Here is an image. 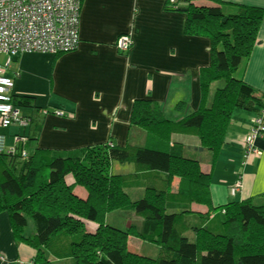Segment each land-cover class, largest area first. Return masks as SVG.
I'll list each match as a JSON object with an SVG mask.
<instances>
[{"label": "trees", "instance_id": "16d2710c", "mask_svg": "<svg viewBox=\"0 0 264 264\" xmlns=\"http://www.w3.org/2000/svg\"><path fill=\"white\" fill-rule=\"evenodd\" d=\"M164 8L185 14L188 36L209 40L211 61L200 71L197 109L175 120L154 101L137 99L131 121L155 146L106 144L62 156L48 148L29 150L23 134L27 140L16 142L14 151L0 153V213H8L16 241L35 250L36 264H264V203L245 199L214 207L211 174L198 159L179 153L174 144L168 147L174 134L195 135L214 160L233 112L260 113L264 98L234 73L254 50L264 8L225 0H164ZM217 81L222 85L210 98ZM32 101L13 97L18 108ZM185 105L179 101L176 108ZM117 165L135 170L116 174ZM137 178L145 193L134 198L129 188ZM210 209L222 211L219 224L209 223ZM117 210L134 211L136 218L118 228L106 221ZM131 238L155 243L158 256L131 250Z\"/></svg>", "mask_w": 264, "mask_h": 264}, {"label": "crops", "instance_id": "0c3cea01", "mask_svg": "<svg viewBox=\"0 0 264 264\" xmlns=\"http://www.w3.org/2000/svg\"><path fill=\"white\" fill-rule=\"evenodd\" d=\"M225 1L264 8V0ZM174 21H179L178 27L172 24ZM185 22V14L166 10L164 0H83L80 44L75 50L59 55L23 52L13 56L6 66L7 74L14 79L13 97L29 96L33 100L31 106L19 107L21 114L30 119L27 126L0 128L6 143L12 135L25 134L27 148L32 151L48 148L56 153L57 147L73 149L56 153L62 156L106 144L155 146L146 130L131 121L136 100L150 99L166 107L164 113L175 120L184 117L200 104V71L211 61L209 40L188 36ZM124 33L130 34L135 43L125 54L116 46L117 38ZM39 60L41 64L36 67ZM239 74L258 95L264 94V18L254 50ZM217 82V86L222 85ZM213 93L211 89L210 98ZM179 101L186 103L180 110L176 108ZM56 109L63 114L56 113ZM257 114L245 109L233 112L225 143L214 160L212 151L202 147L195 135L172 136L174 149L198 159L202 170L211 174L214 207L233 200L264 199V133L255 141L259 153L246 154L243 147ZM134 170L130 165L113 169L116 174ZM239 177L241 190L233 193ZM66 181L71 184L74 178L68 176ZM75 192L87 195L82 187L75 188ZM192 208L208 210L198 204ZM209 212L210 218L214 216L209 223L219 224L222 211ZM34 254L30 246L16 241L8 213H0V264H36ZM57 263L66 264L63 260Z\"/></svg>", "mask_w": 264, "mask_h": 264}, {"label": "built area", "instance_id": "2783aa9c", "mask_svg": "<svg viewBox=\"0 0 264 264\" xmlns=\"http://www.w3.org/2000/svg\"><path fill=\"white\" fill-rule=\"evenodd\" d=\"M83 0H0V55H8L5 64L0 62V128L13 124L27 126L30 119L21 114L13 103V77L7 74L6 66L12 57L23 52L57 54L75 50L80 43V15ZM133 43L130 34H124L119 48L127 51ZM60 110L57 113L63 114ZM264 133V107L251 124L249 134L244 138L246 154L259 153L256 139ZM7 137L0 132V153L14 151L16 142L27 137L15 135L14 145L8 149ZM242 187L240 177L233 185V193Z\"/></svg>", "mask_w": 264, "mask_h": 264}, {"label": "rangeland", "instance_id": "374dc122", "mask_svg": "<svg viewBox=\"0 0 264 264\" xmlns=\"http://www.w3.org/2000/svg\"><path fill=\"white\" fill-rule=\"evenodd\" d=\"M172 24H175V26L178 27L179 26V21H174ZM79 31H80V27H79ZM122 37L123 36H120L119 38H117V41H116V46L117 47L119 46V42H120ZM163 37H165V35H161L160 38H163ZM194 37H196V36H194ZM134 45H135V43L133 41V43L131 44V48H134ZM129 49L127 51H122L121 50V52H124L123 54H125L126 52L128 53V51H130ZM7 57H8V55H6V54L0 55V62L4 64L6 59H7ZM40 64H41V62L39 60V61L35 62L34 65H36V67H39ZM243 64H244V62L240 65L238 71L236 73H234V76H236V77L240 76L239 73H240V70L243 68ZM198 85H200V83ZM217 85H218V82H215L211 89L215 90ZM52 97L55 98V95L52 94ZM56 105H58V104H56ZM162 109L163 110L165 109V111L167 110L166 107H164ZM5 130H7V129H5ZM9 130L11 132H13L14 131V127L9 129ZM139 140L143 142L142 138H140ZM14 142H15V135L14 136L12 135V137L9 138L8 141H7V143H8L7 148L10 149L14 145ZM60 142L62 144H66L68 146H71V144H72L70 141L68 143H64L63 141H60ZM173 144H174V142L171 140L170 145H173ZM54 150H55L56 153H66V152H69L70 150H73V149L72 148H66V147H57V148H54ZM88 150H89V148H86V151H88ZM117 167H119V166L117 165ZM141 176L144 177L143 175H141ZM179 181H180V178L178 176H175L173 178V187H174V189H177L179 187ZM129 191H130V193H132V196L134 198L141 197V194L143 195L145 193V188H144V184L142 182V179L137 178V179L132 180L131 183H130ZM260 201L262 203V202H264V199H261V200H258V201H254V202H260ZM217 211H219V210H217ZM5 213H7V212H5ZM209 214H210V212H208V216H209ZM134 218H136V214H135L134 211H131V210H128V211L127 210L126 211L125 210H117V211H113V212L107 214V217H106L107 220L106 221L109 222L110 224L114 225V226H117L118 228H125L126 227L125 226L126 221L128 219H134ZM221 218L222 219L224 218L223 214H221ZM132 239H134V238L130 239V243L134 246V248H132L129 245L131 250L135 249L136 252L144 254V255H148V256H151V257H157L158 256V253H159L160 250H159V246L156 245L155 243L144 242V241L140 240L139 238L134 239L131 242Z\"/></svg>", "mask_w": 264, "mask_h": 264}, {"label": "bare ground", "instance_id": "6f19581e", "mask_svg": "<svg viewBox=\"0 0 264 264\" xmlns=\"http://www.w3.org/2000/svg\"><path fill=\"white\" fill-rule=\"evenodd\" d=\"M124 34H128V33H124ZM124 34H121L120 36H123ZM120 36H119V37H120ZM119 37H118V38H119ZM132 39H133V38H132ZM130 48H131V47H130ZM118 49L120 50L119 47H118ZM120 51H121V50H120ZM61 53H64V52H59V53H57V54H53V55H59V54H61ZM261 95H262V97L264 98V94H261ZM43 109L45 110V112H50V111H49L50 109H47V108H43ZM43 109H42V110H43ZM58 111H60V110H59V109H56L55 112L57 113Z\"/></svg>", "mask_w": 264, "mask_h": 264}]
</instances>
